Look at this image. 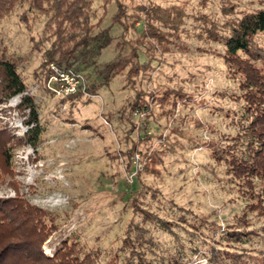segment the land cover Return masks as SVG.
Returning a JSON list of instances; mask_svg holds the SVG:
<instances>
[{
    "label": "rangeland",
    "instance_id": "374dc122",
    "mask_svg": "<svg viewBox=\"0 0 264 264\" xmlns=\"http://www.w3.org/2000/svg\"><path fill=\"white\" fill-rule=\"evenodd\" d=\"M128 4V13L141 4L153 14L150 20L143 13L130 19L132 27L124 35L143 39L150 27L158 35L146 37L147 47L139 46L146 69L133 85L117 76L109 85L98 86L97 70L115 58L114 44L121 30L110 23L114 5L103 7L102 0H94L92 21L101 16L100 27L110 26L114 39L94 62L78 69L86 86H96L95 93L87 91L71 99L45 86L48 64L53 62L43 57L48 46L41 42L46 17L29 11L24 15V6H18L0 21V49L16 61L44 127L40 143L32 147L22 137L27 126L25 113L16 108L20 95L0 104V128L12 138L9 165L14 171L11 176L0 175V198L16 195L54 214L51 223L44 219L47 226H54L41 246L45 256L51 257L68 240L97 252L99 264H111L129 221H140L129 197L141 186L145 195L139 199L148 204L144 206L170 219L185 247L191 239L200 248L186 247L185 263L208 264V245L187 230L197 232L191 226H177L178 216L197 223L201 217L215 220L222 231L235 221L244 202L229 182L225 165L211 156V145L225 143L239 132L240 100L233 99L240 92L238 82L227 72L223 44L200 34L211 21L217 22L220 33L225 32L221 27L227 18L264 7V0H134ZM230 6L232 11L225 15L222 8ZM256 41L264 47V32L257 34ZM164 91L168 98L161 105L159 96ZM135 99L138 103L132 107ZM135 153L140 154V181L128 182L126 172L133 167ZM147 226L159 246L170 250L178 246L174 234L153 223ZM124 256L120 253L116 264H122Z\"/></svg>",
    "mask_w": 264,
    "mask_h": 264
},
{
    "label": "trees",
    "instance_id": "16d2710c",
    "mask_svg": "<svg viewBox=\"0 0 264 264\" xmlns=\"http://www.w3.org/2000/svg\"><path fill=\"white\" fill-rule=\"evenodd\" d=\"M125 1L102 0L103 7L114 5L115 11L111 14L110 23L118 25L121 34L114 44L117 51L115 58L97 70L98 86L109 85L117 76H123L130 85L135 84V79L147 67L146 63L140 61L139 46L145 44L147 36H158L150 27V33L143 35V39L124 37L129 26L132 27L131 20H135L141 13L146 15L147 20L153 15L152 11L144 9L141 4L134 6V12L128 13V3H133L134 0ZM93 2L94 0H0V21L18 6H24V15L29 11L46 17V33L41 42L48 43V46L43 50V57L62 69L79 71L81 65L94 62L95 57L114 39L110 26L100 27L101 16L92 21L95 17ZM222 9L225 15L232 11L231 6ZM221 30L225 32L220 33L217 22L211 21L210 26L200 35L217 40L224 46V64L229 76L237 80L240 90L239 94L233 96L238 102L240 100V107L236 111L240 127L239 132L228 137L225 143L211 145V156L225 165L229 182L235 184L244 204L235 221L226 224L222 231L215 220L204 217L197 223L195 220L189 222L182 215L178 216L175 224L183 228L188 225L197 231L192 232L187 228L208 245V264H264V47L256 41L257 34L264 32V7L227 18L222 23ZM46 77L45 74V80ZM86 90L94 94L96 86L91 83L86 86ZM172 94L179 99L183 98L180 92L173 91ZM16 95H20L16 108L26 115L24 123L27 129L23 133V140L36 147L44 131L39 121L38 106L34 97L27 92L16 61L4 56L0 49V104ZM82 95L78 91L66 96V99ZM137 95L139 97L142 94L138 91ZM167 95L164 91L159 96L161 105L168 98ZM136 99L131 102L132 107L138 103L139 98L137 101ZM175 103L173 100L172 105ZM8 135L0 128V175L11 176L14 174L9 165L13 144ZM140 173L136 175L138 182ZM144 191L140 186L129 197L132 212L140 221H129L121 243L109 262L116 264L115 260L120 259V253H124L122 264H186L185 261L189 258L186 247L191 251H198L200 248L191 239H187L188 246L185 247L170 226L171 220L144 206L148 204L139 199L145 195ZM46 217L50 223L55 218L52 212L21 200L16 195L0 198V264H99L97 252L83 249L76 241L64 240L51 257L45 256L41 252V246L54 227L53 223L46 225ZM150 223L174 234L178 246L173 250L159 246L149 232L147 225ZM21 226L24 228L20 229Z\"/></svg>",
    "mask_w": 264,
    "mask_h": 264
},
{
    "label": "built area",
    "instance_id": "2783aa9c",
    "mask_svg": "<svg viewBox=\"0 0 264 264\" xmlns=\"http://www.w3.org/2000/svg\"><path fill=\"white\" fill-rule=\"evenodd\" d=\"M50 73L46 79L45 86L55 95L62 97L68 96L80 91L86 95V80L82 73L73 69H62L53 62L49 64ZM133 167L126 172V180L133 182L136 178L137 171L141 167L140 154L135 153L132 156Z\"/></svg>",
    "mask_w": 264,
    "mask_h": 264
}]
</instances>
